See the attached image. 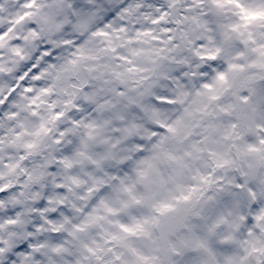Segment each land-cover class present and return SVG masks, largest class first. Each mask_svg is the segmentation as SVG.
<instances>
[{
	"label": "snow or ice",
	"instance_id": "6c2138e0",
	"mask_svg": "<svg viewBox=\"0 0 264 264\" xmlns=\"http://www.w3.org/2000/svg\"><path fill=\"white\" fill-rule=\"evenodd\" d=\"M0 264H264V0H0Z\"/></svg>",
	"mask_w": 264,
	"mask_h": 264
}]
</instances>
